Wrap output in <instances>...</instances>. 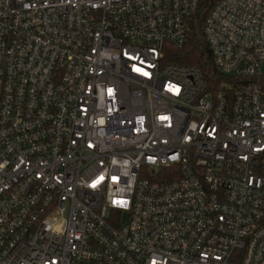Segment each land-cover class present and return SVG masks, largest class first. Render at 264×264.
Wrapping results in <instances>:
<instances>
[{
	"label": "built area",
	"instance_id": "built-area-1",
	"mask_svg": "<svg viewBox=\"0 0 264 264\" xmlns=\"http://www.w3.org/2000/svg\"><path fill=\"white\" fill-rule=\"evenodd\" d=\"M204 1L0 0V264H264V0L219 87L165 60Z\"/></svg>",
	"mask_w": 264,
	"mask_h": 264
},
{
	"label": "trees",
	"instance_id": "trees-1",
	"mask_svg": "<svg viewBox=\"0 0 264 264\" xmlns=\"http://www.w3.org/2000/svg\"><path fill=\"white\" fill-rule=\"evenodd\" d=\"M210 0H205L201 16L192 23L188 41L181 47L167 43L165 47V60L178 64L196 65L201 68L211 87H219L221 74L210 53L204 37V14L208 10Z\"/></svg>",
	"mask_w": 264,
	"mask_h": 264
}]
</instances>
